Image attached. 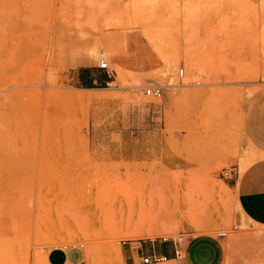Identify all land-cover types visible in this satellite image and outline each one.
Returning a JSON list of instances; mask_svg holds the SVG:
<instances>
[{"label":"rangeland","instance_id":"rangeland-1","mask_svg":"<svg viewBox=\"0 0 264 264\" xmlns=\"http://www.w3.org/2000/svg\"><path fill=\"white\" fill-rule=\"evenodd\" d=\"M187 63L198 71L184 87ZM263 140L264 0H0V264H69L55 248L121 264L135 247L175 264L196 236L220 239V264H263L264 226L223 176L239 178ZM141 204L176 219L175 234L111 232L118 207ZM173 246L181 258L161 250Z\"/></svg>","mask_w":264,"mask_h":264},{"label":"crops","instance_id":"crops-1","mask_svg":"<svg viewBox=\"0 0 264 264\" xmlns=\"http://www.w3.org/2000/svg\"><path fill=\"white\" fill-rule=\"evenodd\" d=\"M258 157L257 161L244 171V168L251 161V159L245 158L248 162L241 169V176L237 178L235 172L229 187L236 193L235 202L241 212L250 221L264 226V140L258 151ZM55 249L65 263L78 264V259H73L74 255L77 254L76 251ZM161 250L166 252V254H172V248H161ZM140 251L142 249L135 248L133 251L123 250V253L129 259L134 258ZM221 260L222 248L220 239L215 240L207 236H196L187 237L186 246L184 247V258L181 262L177 261L175 264H220Z\"/></svg>","mask_w":264,"mask_h":264},{"label":"bare ground","instance_id":"bare-ground-1","mask_svg":"<svg viewBox=\"0 0 264 264\" xmlns=\"http://www.w3.org/2000/svg\"><path fill=\"white\" fill-rule=\"evenodd\" d=\"M102 46H103V44H102ZM107 47V46H106ZM97 50H95V52H96ZM97 54H98V51L96 52ZM110 53V52H109ZM111 54V53H110ZM98 56H99V60H100V62L101 61H107L108 62V64L110 63H112L113 64V61H111V57L107 54V51L106 52H104V53H102V52H99V54H98ZM118 57V56H117ZM118 60H120L121 61V59L118 57ZM105 61V62H106ZM107 64V63H106ZM116 66H117V64H116ZM119 66V65H118ZM168 67H167V69H166V73H165V71L163 72V73H165L167 76H172L173 75V64L172 63H169V65H167ZM187 69H188V71H189V74H187L186 76H185V78H183L180 82H179V84H181L182 86H186V84H191V83H193L194 82V75H196V73H197V71L198 70H195V68H194V66H193V64H188L187 63ZM114 70H116V71H114V73L116 74L117 72L119 73V69H116L117 67H115V65H114ZM118 68H120V67H118ZM175 68V67H174ZM198 69V68H197ZM145 70V69H144ZM137 72V71H136ZM138 73H139V71H138ZM138 73H136V74H138ZM147 73V72H146ZM145 73V74H146ZM193 73V74H192ZM135 73H134V76H132V77H134V81L135 82H137V83H139V84H141V83H143V80H145V78H143L142 76H140L141 74H139V75H136ZM133 75V74H132ZM144 75V74H143ZM147 75V74H146ZM165 75V76H166ZM116 76V75H115ZM193 76V77H192ZM173 78V77H172ZM193 78V79H192ZM173 82H174V80H173ZM195 84H196V82H195ZM162 85H164V84H162ZM166 86H170V90L168 91V93H167V99L169 100L168 102H179L180 101V99L182 100L183 98L181 97V92L177 89V88H175L174 87V83H172V81H169L168 83H166L165 84ZM181 85H179V86H181ZM159 86V85H158ZM175 86H177V85H175ZM184 89V88H183ZM242 159V158H241ZM247 162H248V160L247 159H243L242 161H241V165H240V168L242 169L243 167H244V165L245 164H247ZM156 180H157V178H156ZM156 180H153V181H155L153 184H154V191H156V193L158 192H160V191H158V189L160 190V188H162L163 187V185H162V183H164V182H159L158 180L156 181ZM151 181H152V179H151ZM161 181V180H160ZM157 198V197H156ZM150 203V202H149ZM140 204V203H139ZM129 205V204H128ZM128 205H127V207H125V208H121L122 210L120 211V207H122V206H120V207H118L119 208V212H117V211H115L114 213L116 214V212H117V215H115L114 217H112L113 219H114V221L113 222H111L110 224L111 225H109L110 226V228H111V226L113 227V225H114V228L115 229H112L113 231H111V229H110V231L111 232H113L114 233V231H115V233H119L121 236H123V237H128V238H139V237H146V238H148V237H150V236H152L153 235V233H157V232H162V233H166L167 235H173V234H175V232H176V229L178 228V224H177V221H176V219H174V218H172V217H164V215H162V214H154L153 212H151V213H149L148 212V209L150 208H142V207H144V205L143 204H141V205H143V206H141V208H137V207H135V206H130V207H128ZM148 207V206H147ZM163 208V206L161 205V202L158 200V199H156L155 200V202H154V204H153V209H160V208ZM157 210H156V212H157ZM113 210H111V212H112ZM103 212V211H102ZM114 213H111V214H109V216L111 215L112 216V214H114ZM156 215V216H155ZM110 219V217H109V219L112 221L113 219ZM65 219V218H64ZM179 220V219H178ZM181 220V219H180ZM179 220V221H180ZM69 221V220H68ZM65 222H66V219H65ZM112 223H114L113 225H112ZM107 224V223H106ZM181 224V223H180ZM105 225V224H104ZM104 225H102V226H104ZM260 229V228H259ZM247 230V229H246ZM257 230V229H256ZM261 230V229H260ZM259 230V233L261 232ZM255 232V231H254ZM263 232V231H262ZM253 233V232H252ZM256 233V232H255ZM258 233V232H257ZM256 233V234H257ZM258 233V234H259ZM84 234V233H83ZM263 234V233H262ZM250 235V234H249ZM253 236H256V235H254V233L252 234ZM260 235V234H259ZM259 235H257V236H259ZM120 236V237H121ZM264 236V235H263ZM90 237V236H89ZM230 237H232V236H230ZM229 237V238H230ZM163 238H168V237H163ZM228 238V240H226V242H225V245L223 244V247L224 248H227V247H229V246H231L232 245V241H231V239H229ZM264 237H262V239H263ZM84 239H87L86 238V236H85V238ZM90 239V238H89ZM247 239V238H246ZM254 239H256V238H254ZM235 240V239H234ZM253 240V239H252ZM264 240V239H263ZM243 241V240H242ZM88 242V241H87ZM91 242V241H90ZM250 244H251V242H250V240L248 241ZM240 243H242V242H240ZM91 244V243H90ZM93 244V243H92ZM254 244V243H253ZM94 245V244H93ZM255 245V244H254ZM259 246V245H258ZM264 246V245H263ZM112 247H113V245H112ZM231 247H233V246H231ZM247 247H250V246H247ZM251 247H254V246H252L251 245ZM259 247H261V246H259ZM258 247V248H259ZM258 248L256 249L257 251H258ZM245 249V248H244ZM243 249V250H244ZM86 250H87V253H88V257L89 258H91L92 256H94L93 254H92V252L94 251V249H91L89 246L86 248ZM226 250V249H225ZM229 250V249H228ZM227 250V251H228ZM254 250V253H255V256H257L258 255V253H256V251H255V249H252V251ZM261 250V253H262V248L260 249ZM226 251V252H227ZM247 251V250H246ZM238 252V251H237ZM94 253V252H93ZM229 253V252H228ZM248 254H249V251L247 252ZM260 253V251H259V254H261ZM264 253V252H263ZM248 254H246V255H248ZM257 254V255H256ZM235 255V254H234ZM254 255V254H253ZM252 255V256H253ZM119 256V255H118ZM259 256V255H258ZM257 256V257H258ZM248 257V256H247ZM249 257H251V253H250V256ZM263 258H264V256H262ZM230 258V257H229ZM250 259V258H249ZM248 259V260H249ZM258 259H260V260H262L261 258H258ZM257 259V260H258ZM165 260H167V259H165ZM165 260H163V261H165ZM254 261V260H253ZM232 262V261H231ZM258 262V261H257ZM261 262V261H260ZM260 262H258V263H260ZM228 263V262H227ZM46 264H48V263H46ZM256 264V263H255ZM262 264V263H261ZM263 264H264V259H263Z\"/></svg>","mask_w":264,"mask_h":264},{"label":"built area","instance_id":"built-area-1","mask_svg":"<svg viewBox=\"0 0 264 264\" xmlns=\"http://www.w3.org/2000/svg\"><path fill=\"white\" fill-rule=\"evenodd\" d=\"M97 68L98 69H102L105 71V73L107 74V76H109V72L107 69V64L104 61H101L97 64ZM182 75V70L179 69L177 76L181 77ZM162 93L161 87L158 85H148L146 87L143 88L142 90V94L146 97H152V98H158L160 97ZM235 172L233 171V169L229 170V171H223V176L224 177H231ZM217 236H223V233H219V235ZM162 241H165L164 238H162ZM137 248V247H135ZM172 254L175 258H181L182 255L180 254V250L175 248L174 246L172 247ZM166 259L165 255H160V254H156L154 253V251H140L138 253V255L135 256V258H129L126 260H123L121 262V264H156L158 262H161L163 260Z\"/></svg>","mask_w":264,"mask_h":264}]
</instances>
